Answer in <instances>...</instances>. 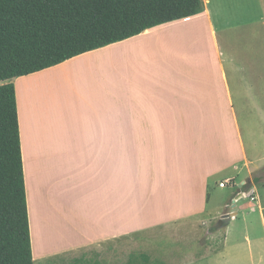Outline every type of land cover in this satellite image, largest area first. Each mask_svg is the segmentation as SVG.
I'll return each instance as SVG.
<instances>
[{
	"label": "crops",
	"instance_id": "0c3cea01",
	"mask_svg": "<svg viewBox=\"0 0 264 264\" xmlns=\"http://www.w3.org/2000/svg\"><path fill=\"white\" fill-rule=\"evenodd\" d=\"M202 2L13 79L34 264H120L122 235L190 241L220 221L216 246L182 256L264 264V0Z\"/></svg>",
	"mask_w": 264,
	"mask_h": 264
},
{
	"label": "trees",
	"instance_id": "16d2710c",
	"mask_svg": "<svg viewBox=\"0 0 264 264\" xmlns=\"http://www.w3.org/2000/svg\"><path fill=\"white\" fill-rule=\"evenodd\" d=\"M202 9V0H0V264H34L13 79Z\"/></svg>",
	"mask_w": 264,
	"mask_h": 264
},
{
	"label": "rangeland",
	"instance_id": "374dc122",
	"mask_svg": "<svg viewBox=\"0 0 264 264\" xmlns=\"http://www.w3.org/2000/svg\"><path fill=\"white\" fill-rule=\"evenodd\" d=\"M256 175L261 176L263 181L257 183L259 185L254 191L257 193L258 201L264 203V165ZM229 184L233 185L232 182H229ZM232 190L234 191L233 197H235L238 194L236 187ZM242 193L241 198L236 201V204L246 205L248 208L253 209L257 203L256 201L253 202V200H256V193H248L246 190H242ZM226 194V190L217 193L215 197L216 201L218 203L224 201ZM222 222L210 224L208 227L209 232H206L200 238L190 241L176 240V236L171 239L170 235L161 230L122 235L120 264H183V260H189L188 264H196V261L198 264H202V260L204 259L202 256L195 258L191 256L184 257L181 250H198L201 252V250L216 246L222 239V234L219 232V229L223 228ZM96 260H98V257L83 259L61 257L48 260L42 264H98L99 261ZM245 262L253 264L249 256L245 258Z\"/></svg>",
	"mask_w": 264,
	"mask_h": 264
},
{
	"label": "built area",
	"instance_id": "2783aa9c",
	"mask_svg": "<svg viewBox=\"0 0 264 264\" xmlns=\"http://www.w3.org/2000/svg\"><path fill=\"white\" fill-rule=\"evenodd\" d=\"M219 185H220V186H223V185H225V183H224V182H220ZM232 212H233V211H230L229 213H232Z\"/></svg>",
	"mask_w": 264,
	"mask_h": 264
},
{
	"label": "water",
	"instance_id": "95a60500",
	"mask_svg": "<svg viewBox=\"0 0 264 264\" xmlns=\"http://www.w3.org/2000/svg\"><path fill=\"white\" fill-rule=\"evenodd\" d=\"M241 194H243V193H241ZM240 193H239V195H241ZM245 194V193H244Z\"/></svg>",
	"mask_w": 264,
	"mask_h": 264
}]
</instances>
